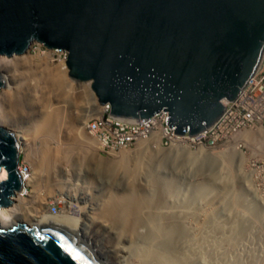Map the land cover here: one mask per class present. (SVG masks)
Segmentation results:
<instances>
[{"label": "water", "instance_id": "obj_1", "mask_svg": "<svg viewBox=\"0 0 264 264\" xmlns=\"http://www.w3.org/2000/svg\"><path fill=\"white\" fill-rule=\"evenodd\" d=\"M33 43L65 50L69 78L89 82L111 115L148 119L163 110L175 133L194 135L258 66L264 0H0V57L20 56ZM18 142L0 126V208L22 188ZM0 264L101 262L76 224L46 219L0 224Z\"/></svg>", "mask_w": 264, "mask_h": 264}, {"label": "rangeland", "instance_id": "obj_2", "mask_svg": "<svg viewBox=\"0 0 264 264\" xmlns=\"http://www.w3.org/2000/svg\"><path fill=\"white\" fill-rule=\"evenodd\" d=\"M29 55L31 60L28 63L16 60L18 62L3 69L9 72V82L21 84L17 88L19 92H13L19 93L15 98H10L7 94L2 96L5 90L2 89L1 105L10 124L20 123L26 126V129L33 127L32 119L39 117L41 113L43 115L41 106L44 103L50 101L52 105L58 103V107L64 106L60 111L55 109L54 114L49 116L52 119V127L49 133L51 135L46 141L49 140L48 144L51 145L47 146L58 148L56 151L59 158L54 156L50 159V164L43 172L46 176L40 182V198L47 201L48 209H55L57 214L67 211L69 216L76 218L86 211L81 208L84 204L90 209V204L101 208L105 202L109 207L120 205L122 201L128 212L122 233L125 232L126 235L128 228L134 226L137 230L136 238H140L134 240L131 245L135 251L137 248H140L139 251L145 249L144 241L147 235L143 228L160 222L158 216L155 217L158 212L170 219L178 211L185 217L182 219L183 223L190 227L193 234L192 237L182 235L180 238L188 244V249H183L180 245L178 247L191 257V264H264V203L255 199L251 190H242V179L234 161L230 162L231 165L222 162L221 166L220 159L213 156L185 160L182 152H177L175 156L165 155L157 147L150 146L145 150H136L135 147L124 150L127 153L126 162L112 167L111 170L106 165L115 159L114 156L100 157L91 152L83 159L81 144L73 140L71 132L67 129L73 126L77 119L80 123L85 116L88 119L94 117L93 113L98 106L94 107V100L86 89H76L70 94L65 92V82L61 78H56L60 80L56 85L54 80L46 76L45 71H53L57 67L56 62L48 63L43 57L33 53ZM40 87H43L40 90L46 93L49 87L55 89L49 96L45 95L41 100L32 103V96ZM67 95L72 97H66ZM96 103L98 102H95V105ZM53 138L54 142L59 139L61 144H52L50 141ZM41 142V139L36 138L33 147L37 149ZM240 146L238 149L246 158L253 154H257L256 159L259 158L258 153H250V148L245 147L243 143ZM225 147L214 151L224 150ZM239 150H235L237 155L241 154ZM24 153L19 154V164L22 168L29 169V161H25ZM34 153L37 154L36 150ZM246 164L248 165L244 161L243 173H247ZM226 170L229 172L227 178L223 174ZM69 189L72 191L69 192ZM64 191L67 195L64 196L63 202L57 193ZM73 192L78 195L74 197ZM144 202L139 211L137 205ZM99 204L102 206L99 207ZM107 219L102 218L103 228L96 224L97 231L93 229L96 220L87 222L88 232L96 233L95 240H91L89 246L94 249L97 247L101 260L106 264L109 263V250L116 240V223L119 224L118 220L110 222V218ZM165 239L166 236L162 233L161 238L154 237L152 241L157 248L165 245L170 247L171 241L162 243ZM166 251L172 260L171 264H177L174 254L176 251Z\"/></svg>", "mask_w": 264, "mask_h": 264}, {"label": "bare ground", "instance_id": "obj_3", "mask_svg": "<svg viewBox=\"0 0 264 264\" xmlns=\"http://www.w3.org/2000/svg\"><path fill=\"white\" fill-rule=\"evenodd\" d=\"M38 47L39 46H37V49ZM37 49L32 50L34 51L33 54H35L38 57H43V55H41V53ZM43 59L46 60L45 57H43ZM16 60H21V61H24V63H28L31 60V55H29V52H25L24 54L20 56H11V57L1 56L0 57V74H1L0 77H2L4 81L3 89H5L4 92L2 93V96L7 94L8 97L15 98L16 95L19 94V93H13V92L14 91L19 92L17 88L20 86L21 83L9 82V76H10L8 74L9 72H7V70H6L7 73L3 71V69L7 67L8 65L18 62ZM57 64H56L57 67L54 68L53 71H50V70L45 71L47 74L46 76L50 80H54V82H56V85H58V80H59V79L57 80L56 78H61L65 82L64 84L65 92H68L70 94H73V91H76V89H80V88L86 89L89 92L92 99L94 100V107L98 106V108H96V111L93 114L94 116L99 115V113L101 112V106L98 103H96L95 105V102L97 101L95 97L92 95L89 89L88 83H80V82H76L72 80L67 75V69L65 68V65L62 62H58ZM44 88H46V86H44ZM40 89H43V87L38 88V91L36 90V94L32 96L33 98L32 103H35L37 100H41L42 97L45 95H46L45 97L49 96V94L54 92L55 88L49 87L48 92H47L48 94L43 90L41 91ZM66 97H72V96L67 95ZM1 104H2V100L0 96V126L11 129V131L15 133V136L17 137L19 141L18 142V153L20 154V153L26 152L24 153L25 161L26 160L29 161V167H30L29 169L26 168L27 171H24V172L21 170L17 171L19 173L18 175L20 177V181L22 182L23 187L19 190V193H17L14 196L13 203L9 207L0 208V224L2 226H8V225H13L17 223H26L29 225L39 226V223L43 222L46 219L70 222V223H74L77 225L78 234H79L80 239L84 241L86 245H90L89 244L90 241L95 240L96 236L94 234L96 233L88 232L87 229L89 228L88 227L89 225L87 222L96 220L93 226V229L94 231H97L98 226L103 228L102 218L103 217H105V219L110 218L109 220L110 222L118 220L119 224L116 223L117 233L114 234L116 236V240L114 239L115 244L109 250V256H108L109 263L107 264H171L172 260L170 256L167 254L171 252H168L166 250L176 251L174 252V254L177 260V264H191V257L187 255V253H185L184 250L183 251L179 250L181 248L178 249L179 245L183 247V249L184 248L188 249V244H185V242H183V240L180 239L182 238L181 237L182 235L190 236V237L193 236L190 227L186 226V224H184L185 222L183 223L182 219L185 217L182 216L183 214L181 212L176 211L175 215L172 216L170 219H167L165 214L161 213L163 215L162 216L158 212L155 215V217L158 216L159 218L158 221L160 222L159 223L156 222L153 226L143 228L147 237H145V241H144L146 243V247L142 251H139L140 248H137V251H135V249L131 247L134 240L140 239V238H136L137 237L135 234L136 228L134 226L128 228V231H127L128 233L126 235H124L125 232L122 233L123 231L122 226L126 224V218H128L126 215L128 214V212L126 211L125 205H123L122 201H120V205L118 204L114 206L109 205V207L106 202L103 204V206L102 204L101 205L99 204L98 206L99 207L102 206L101 208H98V207L95 208L93 204H90V209H88V206L84 204L83 206H81V208L86 211L85 212L83 211L84 214H81L80 216L76 218L69 216V213L67 211H61L64 209H60L61 212L58 214L52 213L51 210L48 209L47 201H45L44 198H40V196H42V193L39 194V187H40V182L43 180V177L46 176L43 174V172L46 171L45 168L48 167V165L50 164L49 163L50 159L53 158L54 156L57 159L59 158L57 156V151H56V149L58 148H54V147L49 148L47 146L49 140L46 141V139L50 137L51 134L49 133L51 132V127H52L51 125L52 119L49 116H52L54 114L53 112L56 111L55 109H57V111H60V109L63 108L64 106L60 105V107H58V103L55 105H52L50 101L49 103H44L41 106L43 107L42 109L43 115L41 113L39 117L37 116V118L31 120V122L34 123L33 127H31L33 131H31V129H26V126L20 123L10 124L11 122H9L6 116L3 114L4 109ZM87 119H88L87 116L83 117L80 123H78L79 121L77 119V121L74 122L75 124L71 127L69 126V129H67L69 130V132H71V136H73V140L81 144V147H82L81 152L84 154L82 156L83 159H85V155L89 156L91 152H93L92 154L94 155H98V151H99V149L96 146L97 144L95 142V139L92 136L90 137L89 135L85 134V131L83 129L84 123L86 122ZM77 123H78V126H77ZM36 138L41 139L42 141L40 146L37 147V149L33 147L34 140ZM240 138L244 146L250 148V150L255 149L257 151H262L264 147V131L262 130L258 129L256 131L242 132L240 135ZM54 140L55 139L53 138V140H51L50 142L56 145L61 144V141H59V139H57L56 142H54ZM48 145H51V144H48ZM148 146L150 145H148L147 143H139L136 146V150H145L147 149ZM35 150L37 154L34 153ZM235 150H239L236 144L227 145L224 150H220V151H214V150H209V149H204V148H197L194 150H189L186 147H178V148L172 147L171 149H168V150L160 149L159 151H162L163 154L165 155H174L177 152H182L185 156V160H195V159H198L204 156H213V158L220 159L221 166H222V162H225L227 165L228 163L230 164V162L234 161L237 164L238 171H239L238 174L240 176V179H242L241 180L242 186L240 187H242V190H247L249 192L251 190L253 193L252 185H251L252 184L251 177H250L251 174L242 172L243 163L244 161L247 162L249 158H246V156H244L240 150L239 152L241 154L237 155V153H235ZM126 155L127 153H125L124 151H120L118 153H112L111 156H114L115 159L109 161L107 163L108 165L106 166L109 167V169L111 170L113 169L112 167L117 166L118 164L125 163L127 160ZM83 159H82V162H83ZM225 168L227 169V166H225ZM223 174H224V177L226 178L229 177L228 170H226ZM5 177H6V172L2 169L0 173V179H4ZM71 191L72 189H69V192ZM73 193L74 194L72 195L74 197L78 195L76 194V192H73ZM253 194H255V196L253 195L255 199L259 200L260 203H264V199L257 197L256 192H254ZM57 195L61 196L60 198L62 199L60 200L64 202L63 199H64V196L67 195V192L66 191H64L63 193L58 192ZM55 196L56 195H54V198ZM160 196L162 197V194ZM99 202L100 201H98V203ZM26 204L27 205L29 204V205L26 206ZM144 204L145 202L142 204L139 203L137 205V207L139 208V211L141 210L140 205H144ZM158 224L160 225L164 224V225L159 227L160 225ZM162 233L166 236L165 241L162 243H167L171 241L170 247L165 245L161 248H157L154 246L153 244L154 242L152 241V239L154 237L161 238ZM138 236L141 237L140 234H138ZM120 238L122 239V242ZM90 250L93 251L94 257L99 262H101V264H106V262H103L101 260L100 258L101 256L98 253L97 247L96 249H94L93 246H90Z\"/></svg>", "mask_w": 264, "mask_h": 264}, {"label": "built area", "instance_id": "obj_4", "mask_svg": "<svg viewBox=\"0 0 264 264\" xmlns=\"http://www.w3.org/2000/svg\"><path fill=\"white\" fill-rule=\"evenodd\" d=\"M65 56V52L59 49L50 53L51 60L56 62H64ZM168 126V116L163 111L147 120L133 121L111 115L108 105H104L100 116L87 121L85 130L95 139L99 152L105 156L139 143L162 149L173 146L217 148L228 142L239 145L240 133L258 129L264 131V55L237 99L232 103L227 102L220 118L202 133L195 136L178 135L174 128ZM258 157L249 160L247 172L251 174L256 195L264 199V152Z\"/></svg>", "mask_w": 264, "mask_h": 264}, {"label": "clouds", "instance_id": "obj_5", "mask_svg": "<svg viewBox=\"0 0 264 264\" xmlns=\"http://www.w3.org/2000/svg\"><path fill=\"white\" fill-rule=\"evenodd\" d=\"M37 46H39L38 47V49H37ZM38 50L40 53H41V55H43V57H45L46 58V61L49 63V62H53L52 60H51V57H50V53L52 52V51H54L55 49H47V48H45L44 46H42L41 44H39V43H33L30 47H29V49H28V51L27 52H29V53H33L34 51H32V50ZM59 50H62V51H64L65 52V61L64 62H62L64 65H65V62H66V57H67V53H66V51L65 50H63V49H60V48H58ZM32 51V52H31ZM42 51H46L45 53H42ZM46 55H47V57H46ZM263 55H264V50H263V52H262V55H261V58H260V61H259V64H258V66L256 67V69H255V71L258 69V67H259V65H260V63H261V60H262V57H263ZM54 62H56V61H54ZM56 63H58V62H56ZM65 68H66V66H65ZM67 69V68H66ZM255 71L253 72V74L255 73ZM253 74L250 76V78L253 76ZM249 78V79H250ZM248 79V80H249ZM248 80H247V82H248ZM247 82H246V84H247ZM84 83H88V85H89V89H90V83L89 82H84ZM246 84L244 85V87L246 86ZM243 87V88H244ZM242 88V89H243ZM242 89L240 90V92L242 91ZM90 91H91V89H90ZM91 93H92V91H91ZM92 95H93V93H92ZM240 95V93L238 94V96ZM94 96V95H93ZM237 96V97H238ZM237 97H236V99H237ZM96 99V98H95ZM235 99V100H236ZM235 100H233V101H223L222 102V104H223V106H224V108H225V104L227 103V102H229V103H232V102H234ZM97 101V100H96ZM99 104V103H98ZM100 106H101V112L99 113V115H96V116H94V117H90L89 119H87L86 120V122L84 123V131H85V133L87 134V135H89L87 132H86V130H85V125H86V123H87V121L88 120H90V119H92V118H95V117H98V116H100V114L102 113V110H103V106L104 105H108L107 103L106 104H103V105H101V104H99ZM108 107H109V105H108ZM161 111H163V110H160V111H158V112H156V113H154L152 116H154L155 114H157V113H159V112H161ZM224 111V110H223ZM109 112H110V107H109ZM163 112H166V111H163ZM167 113V112H166ZM223 113V112H222ZM222 115V114H221ZM220 115V116H221ZM113 116H115V115H113ZM152 116H150L149 118H151ZM167 116H168V113H167ZM220 116L215 120V121H217L219 118H220ZM115 117H118V118H121V119H125V120H133V121H140V120H147V119H133V118H124V117H119V116H115ZM148 118V119H149ZM168 121H169V116H168ZM214 121V122H215ZM214 122H212L211 124H213ZM211 124H209L208 126H206V127H204V129L202 130V131H200L199 133H202L207 127H209ZM168 125H170L169 123H168ZM174 129H175V127H173ZM245 132V131H244ZM199 133H197V134H199ZM176 134H178V133H176ZM184 134H186V135H188V130H185V131H183V134H178V135H184ZM197 134H194V135H188V136H195V135H197ZM240 135H241V133H240ZM240 135H239V139L241 140V138H240ZM90 136V135H89ZM91 137V136H90ZM262 140V139H261ZM230 144H236L238 147H241L240 146V144L238 145V143L237 142H228V143H226V144H224V145H222V146H220V147H217V148H208V147H198V148H204V149H209V150H216V149H220L221 147H223V146H227V145H230ZM241 144H242V141H241ZM138 145V144H137ZM136 145V146H137ZM244 145V144H243ZM97 146V145H96ZM136 146H135V148H136ZM151 146V145H150ZM152 147V146H151ZM173 147H175V148H178V147H186V148H191V149H197V148H192V147H190V146H173ZM131 148H134V147H131ZM131 148H129V149H131ZM153 148H155V147H153ZM157 148H159V149H162V148H160V147H157ZM172 147H170V148H168V149H171ZM168 149H162V150H168ZM125 150H128V149H125ZM121 151H124V150H121ZM256 152V153H258V155L260 154V153H263L264 152V147H263V149H262V151H257V150H250V153L251 152ZM118 152H120V151H118ZM118 152H115V153H118ZM98 155L101 157H112L111 155H109V156H105V155H103L102 153H100V152H98ZM254 155V157H256V155L257 154H253ZM253 155H250L249 156V160L251 159V158H253ZM249 160H247V163L249 162ZM247 165V164H246ZM19 170H21V171H27V169L26 168H22L21 167V165L19 164V162H18V165H17V171H19ZM246 170V169H245ZM246 172V171H245ZM248 173V172H247ZM22 187H23V185H22ZM252 190H253V192H255L254 191V188H253V185H252ZM17 193H19V192H17ZM16 193V194H17ZM15 194V195H16ZM258 197V196H257ZM14 199V197L12 198V200ZM51 212L52 213H56V211H55V209H51Z\"/></svg>", "mask_w": 264, "mask_h": 264}, {"label": "snow or ice", "instance_id": "obj_6", "mask_svg": "<svg viewBox=\"0 0 264 264\" xmlns=\"http://www.w3.org/2000/svg\"><path fill=\"white\" fill-rule=\"evenodd\" d=\"M68 252L69 254L72 256V258L75 260V259H78V254H74L73 253V250L71 248L68 249Z\"/></svg>", "mask_w": 264, "mask_h": 264}]
</instances>
